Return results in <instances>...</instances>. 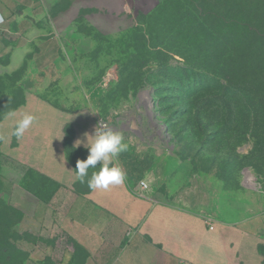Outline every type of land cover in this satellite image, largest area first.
<instances>
[{"label":"crops","instance_id":"crops-1","mask_svg":"<svg viewBox=\"0 0 264 264\" xmlns=\"http://www.w3.org/2000/svg\"><path fill=\"white\" fill-rule=\"evenodd\" d=\"M61 2L0 0V194L21 210L23 264H264V193L180 169L170 184L167 156L145 141L113 161L126 173L122 185L90 189L100 165L77 179L76 161L88 155L84 134L104 114L90 102L63 109L37 87L64 63ZM22 113L36 119L17 139ZM140 180L149 185L143 196Z\"/></svg>","mask_w":264,"mask_h":264},{"label":"rangeland","instance_id":"rangeland-1","mask_svg":"<svg viewBox=\"0 0 264 264\" xmlns=\"http://www.w3.org/2000/svg\"><path fill=\"white\" fill-rule=\"evenodd\" d=\"M58 11L64 63L38 81L44 99L98 104L128 148L167 156L170 184L180 169L264 193V0H62ZM21 216L0 194V264L24 263Z\"/></svg>","mask_w":264,"mask_h":264},{"label":"clouds","instance_id":"clouds-1","mask_svg":"<svg viewBox=\"0 0 264 264\" xmlns=\"http://www.w3.org/2000/svg\"><path fill=\"white\" fill-rule=\"evenodd\" d=\"M10 117L15 116L16 113L9 112ZM36 117L29 113H22L21 118L15 122L12 135L17 139L23 137L26 130L32 125ZM86 143L81 140L76 141V146L81 143L88 144L86 147L88 155L84 160H77L75 165V172L77 179L84 182L85 177H88V170L96 168L100 165L99 170L93 172L91 177L87 180L90 189L107 190L112 185H122L126 180V173L118 164H113L119 155L128 150V144L124 142L122 132L116 131L108 124L101 121L94 127L91 135L85 133ZM91 138L89 143L88 138Z\"/></svg>","mask_w":264,"mask_h":264},{"label":"built area","instance_id":"built-area-1","mask_svg":"<svg viewBox=\"0 0 264 264\" xmlns=\"http://www.w3.org/2000/svg\"><path fill=\"white\" fill-rule=\"evenodd\" d=\"M102 123H106V122H104V121H101ZM247 175H249V172L248 171H246L245 170V172H244V181H246V176ZM246 183V182H245ZM247 188H249V189H253V190H257L256 188H252V187H250V186H247V185H245ZM148 190H149V185L147 184V182H145L144 180H140L139 181V191H140V195L141 196H143L145 193H147L148 192ZM207 219V222L209 223V222H211L212 220H213V218L212 217H207L206 218ZM135 233V230H128L127 232H126V236L127 237H129V236H131L132 234H134Z\"/></svg>","mask_w":264,"mask_h":264}]
</instances>
